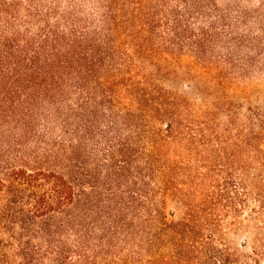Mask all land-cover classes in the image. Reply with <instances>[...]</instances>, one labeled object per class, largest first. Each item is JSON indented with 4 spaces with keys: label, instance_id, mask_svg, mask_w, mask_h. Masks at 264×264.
<instances>
[{
    "label": "trees",
    "instance_id": "1",
    "mask_svg": "<svg viewBox=\"0 0 264 264\" xmlns=\"http://www.w3.org/2000/svg\"><path fill=\"white\" fill-rule=\"evenodd\" d=\"M0 92V264H264V0H0Z\"/></svg>",
    "mask_w": 264,
    "mask_h": 264
},
{
    "label": "rangeland",
    "instance_id": "2",
    "mask_svg": "<svg viewBox=\"0 0 264 264\" xmlns=\"http://www.w3.org/2000/svg\"><path fill=\"white\" fill-rule=\"evenodd\" d=\"M2 93L0 92V161L12 162V159L17 158L27 148L34 147L36 141H32L33 135L29 133V129L25 125L22 116L18 112L10 113L8 111V103H3ZM31 138V140H30ZM16 166L22 165L19 161H15ZM246 235L236 238L237 244H242L245 241Z\"/></svg>",
    "mask_w": 264,
    "mask_h": 264
}]
</instances>
